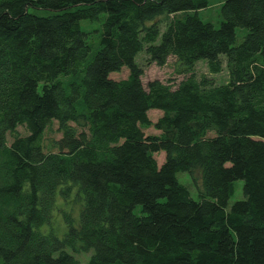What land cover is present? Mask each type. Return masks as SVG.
I'll return each instance as SVG.
<instances>
[{
	"label": "trees",
	"instance_id": "16d2710c",
	"mask_svg": "<svg viewBox=\"0 0 264 264\" xmlns=\"http://www.w3.org/2000/svg\"><path fill=\"white\" fill-rule=\"evenodd\" d=\"M208 5L0 0V264H77L67 247L92 250L87 264H264V0H222L218 27L199 16ZM142 51L188 75L143 85ZM201 59L228 80L195 77ZM196 168L201 200L176 176ZM237 180L244 198L227 207ZM72 186L79 225L66 213L63 238L44 233Z\"/></svg>",
	"mask_w": 264,
	"mask_h": 264
},
{
	"label": "rangeland",
	"instance_id": "374dc122",
	"mask_svg": "<svg viewBox=\"0 0 264 264\" xmlns=\"http://www.w3.org/2000/svg\"><path fill=\"white\" fill-rule=\"evenodd\" d=\"M222 0H209V5L199 11V16L202 21L204 22H211L214 26L218 27L222 20V14L220 10ZM81 27L85 31L90 30H98L101 28L99 21L97 22H91L88 20H82L81 21ZM163 24V23H162ZM164 25V24H163ZM237 31V38L236 42L240 43V40L244 37V35L247 33L246 29L244 28H238ZM98 32H90L88 34V38L90 40H98ZM136 61L139 64V66L143 69V75L141 77L143 85H147L149 81H152L154 79H159L162 82H168L171 83L174 87L177 86V83H179L181 80L186 78L187 74L179 73L178 70L180 67L176 64V60L174 57L170 56L163 66H159L156 63H146V57L144 52L142 51L139 53L136 57ZM192 72L194 73L195 77L201 78V76H205L208 79H212V81L216 84H220V82H225L228 80L229 75L227 74V69L224 66L223 70L218 73L214 74L211 73L208 70L207 65L205 64V60L201 59L198 60L197 63L193 65ZM129 71L125 67L121 68V71L118 72H111L110 78L115 80H121L122 78H125L128 75ZM149 118L154 123L156 119L162 115V112L159 110H149ZM71 125L75 126L73 123H70ZM78 129L79 126H78ZM17 130L19 134L25 135L26 129L18 126ZM144 134H157L159 131L155 130L153 126H150L146 129H143ZM61 136V132L58 128V125L56 122H53L49 126H47V129L44 131L43 134V140L42 145L44 146V149H52V145L54 144L55 140H59ZM8 140L11 141V138L8 136ZM157 163H162L165 155L161 152H158V154H155ZM178 181L180 183H183L186 187H188L190 191L191 197H194L196 200H201L202 197H200L199 191L202 189L201 186V175L199 169H193L191 172H184L180 171L176 174ZM236 190L234 194L230 197L228 200L227 207H229L233 202L236 200H240L244 198V195L242 193V180L236 181ZM54 207L51 210V216L49 221H47L44 225L40 227L41 231L44 233H53L55 236H58L59 238H63V235L68 230V225L64 219V215L70 214L72 217V224H74L76 227L79 225V219H80V211L83 207V195L82 193L79 194L77 191V188L72 186L71 192L69 194H62L58 192L56 199L54 201ZM140 206L136 207L135 211H139ZM66 250L71 253L74 257L77 259V264H87V261L90 257V254L92 253V250L90 251H75L73 252L71 247H67Z\"/></svg>",
	"mask_w": 264,
	"mask_h": 264
}]
</instances>
